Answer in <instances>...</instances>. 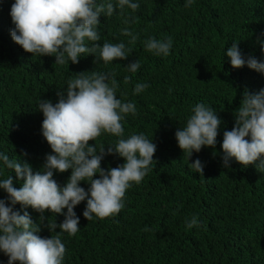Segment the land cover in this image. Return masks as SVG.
I'll return each mask as SVG.
<instances>
[{"label":"trees","instance_id":"obj_1","mask_svg":"<svg viewBox=\"0 0 264 264\" xmlns=\"http://www.w3.org/2000/svg\"><path fill=\"white\" fill-rule=\"evenodd\" d=\"M132 2L140 5L135 12L125 8L121 16L117 9L112 17L100 18L101 39L95 42L101 47L106 42L125 43L132 49L127 60L105 65L84 54L79 64L55 65V57H33L12 40L15 25L10 11L15 0H0V153L31 165L34 173L42 170L46 156L53 153L42 135L39 101L57 103V92L66 94L70 79L92 71L114 73L116 97L135 104L136 114H127L122 121L123 138L143 133L157 146L152 170L127 190L118 214L89 222L83 216L86 201L74 209L80 219L75 236L59 227L50 231L49 223H63L64 215L47 211L41 220L31 208L17 204L14 210L21 215L26 210L42 238L60 232L66 248L63 264H264V168L257 167L259 162L245 168L234 159L224 167L221 147L224 132L234 127V112L241 107L245 90L255 94L264 89V73L247 65L234 69L226 55L237 42L245 59L255 57L264 63V0H194L191 7H185L186 0ZM129 17L134 19L125 24ZM125 27L138 36L135 44L121 34ZM152 38L171 39L170 54L146 51L144 42ZM92 43L86 41L89 47ZM134 61L140 68L133 74L127 66ZM126 76L131 77L129 83L124 82ZM139 83L149 86L134 95ZM198 103L216 111L222 124L216 147H204L189 159L175 133L186 126ZM113 137L103 133L89 144H97V152L101 147L107 151L120 139ZM197 159L204 165L203 176L190 166ZM123 163V158L108 155L101 167L107 171ZM11 174L14 186L21 187L24 181L0 161V179ZM70 176L71 170L57 172L54 179L63 188ZM80 186L90 188L87 182ZM7 198L0 189V199ZM193 216L198 226L188 229L185 222ZM8 259L0 251V264H8Z\"/></svg>","mask_w":264,"mask_h":264},{"label":"clouds","instance_id":"obj_2","mask_svg":"<svg viewBox=\"0 0 264 264\" xmlns=\"http://www.w3.org/2000/svg\"><path fill=\"white\" fill-rule=\"evenodd\" d=\"M194 0H186L185 7H191ZM140 5L132 0H15L10 15L15 27L11 30L12 40L26 53L35 56H53L55 65L79 64L84 54L94 55L105 65L115 60H127L131 48L125 43H104L101 47L95 43L101 39L98 32L100 18L112 17L119 9L124 15L125 8L135 12ZM134 18L129 17L128 24ZM129 37V44H135L138 36L127 27L121 30ZM86 41L93 42L92 46ZM172 40L149 39L144 42L145 50L156 56H168ZM98 53V56L95 55ZM234 69L245 65L251 70L264 73V63L255 57L245 59L236 42L226 51ZM139 61L127 66V70L136 73ZM90 73V74H89ZM131 77L124 78L129 83ZM149 85L139 83L134 95L143 92ZM119 87L114 73L88 72L76 74L68 81L66 94L58 91L59 100L53 104L40 100L39 111L43 113L42 135L49 144L52 153L45 159L42 170L33 172L31 165L21 164L16 159L0 153L3 167L14 171L15 176L23 180L21 187L14 186L12 174L0 179V189L7 194V200L0 199V251L9 259L8 264H63L66 253L60 232L75 236L80 230V219L74 209L86 201L83 216L89 222L94 217L99 220L115 216L124 208L127 190L139 184L152 170L153 157L157 146L143 133L123 138L122 121L127 114H136L134 103H122L116 97ZM188 117L186 126L175 133L178 147L189 159L193 152L199 153L204 147L215 148L222 124L217 112L204 103L196 104ZM235 124L232 130L223 134V165L229 167L233 159L247 168L254 164L264 168V89L252 94L243 93L241 107L234 112ZM102 133L119 137L114 146L101 147L90 145ZM250 137V140L248 139ZM24 155H27L25 153ZM118 156L125 163L105 171L101 162L105 156ZM191 168L203 176L204 165L197 159ZM71 170L66 186L61 188L54 179L55 173ZM99 175V179L95 177ZM81 182L90 185L88 191L80 186ZM12 205L11 207L8 205ZM24 209L31 208L44 214L64 215L63 223H49L50 231L60 232L51 238H42L40 227L35 224L25 210L23 215L15 211V205ZM67 209V213H64ZM188 229L198 226L193 216L186 220ZM148 230L147 228L145 229Z\"/></svg>","mask_w":264,"mask_h":264},{"label":"bare ground","instance_id":"obj_3","mask_svg":"<svg viewBox=\"0 0 264 264\" xmlns=\"http://www.w3.org/2000/svg\"><path fill=\"white\" fill-rule=\"evenodd\" d=\"M29 79H30V78H29ZM9 80H10V79H9ZM11 80H12V79H11ZM12 81H14V80H12ZM12 83H13V82H12ZM12 83H11V84H12ZM13 84H14V83H13ZM11 86H12V85H11ZM17 86H18V85H17ZM7 88H8V87H7ZM10 90H11V88H10ZM17 91H18V90H17ZM18 92H19V91H18ZM2 93H3V92H2ZM15 93H16V92H15ZM22 93H23V92H22ZM0 94H1V93H0ZM23 94H24V93H23ZM2 95H3V94H2ZM16 95H17V94H16ZM18 95H19V94H18ZM20 95H21V94H20ZM25 95L27 96L26 93H25ZM56 96H57V95H56ZM16 97L19 98V96H16ZM21 97H22V96H21ZM0 98H1V97H0ZM22 98H23V97H22ZM28 98H29V97H28ZM9 99H10V98H9ZM15 99H16V98H15ZM19 99H20V98H19ZM19 99L16 100V101H19ZM12 101H13V100H12ZM21 101H22V99H21ZM27 101H28V100H27ZM57 102H58V101H57ZM10 103H11V101H10ZM26 103H27V102H26ZM13 104H14V103H13ZM16 104H17V103H16ZM16 104H15V105H16ZM24 104H25V103H24ZM22 105H23V104H22ZM17 106H18V105H17ZM26 106H29V105L27 104ZM23 107H25V106H23ZM23 107H22V108H23ZM19 108H20V107H19ZM26 108H27V107H26ZM26 108H25V109H26ZM28 109H29V108H28ZM18 110H19V109H18ZM20 110H21V109H20ZM39 114H40V113H39ZM30 120H31V119H30ZM102 134H103V133H102ZM102 134H101V135H102ZM104 134H105V133H104ZM106 134H107V133H106ZM107 136H108V135H107ZM111 136H112V135H111ZM102 137H103V136H102ZM108 137H109V136H108ZM114 137H115V136H114ZM114 137H113V138H114ZM116 139H117V138H116ZM111 140H112V138H111ZM111 140H110V141H111ZM114 140H115V139H114ZM114 140H113V141H114ZM105 141H106V140H105ZM115 141H116V140H115ZM111 142H112V141H111ZM104 143H108V142H104ZM104 143H103V144H104ZM114 143H115V142H114ZM111 144H112V143H111ZM96 145H97V144H96ZM107 145H108V144H107ZM113 145H114V144H113ZM110 146H111V145H110ZM107 147H108V146H107ZM103 148H104V147H103ZM98 149H99V148H98ZM98 151H99V150H98ZM105 151H106V150H105ZM97 153H99V152H97ZM134 187H135V186H134ZM133 189H134V188H133ZM133 189H132V190H133ZM140 189H143V188H140ZM145 189H147V186L145 187ZM143 190H144V189H143ZM135 191H136V189H135ZM135 191H134V192H135ZM141 192H142V191H141ZM136 193H137V192H135V194H136ZM138 193H139V192H138ZM166 197H167V196H166ZM125 200H126V199H125ZM172 217H173V216H172ZM165 223H166V222H165ZM165 223H163V225H164ZM6 257H7V256H6ZM7 258H8V257H7Z\"/></svg>","mask_w":264,"mask_h":264}]
</instances>
